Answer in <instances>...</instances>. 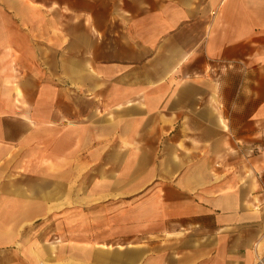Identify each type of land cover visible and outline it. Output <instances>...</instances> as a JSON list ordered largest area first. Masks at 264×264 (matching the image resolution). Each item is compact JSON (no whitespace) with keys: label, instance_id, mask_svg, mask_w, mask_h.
Listing matches in <instances>:
<instances>
[{"label":"crops","instance_id":"0c3cea01","mask_svg":"<svg viewBox=\"0 0 264 264\" xmlns=\"http://www.w3.org/2000/svg\"><path fill=\"white\" fill-rule=\"evenodd\" d=\"M264 260V0H0V264Z\"/></svg>","mask_w":264,"mask_h":264},{"label":"built area","instance_id":"2783aa9c","mask_svg":"<svg viewBox=\"0 0 264 264\" xmlns=\"http://www.w3.org/2000/svg\"><path fill=\"white\" fill-rule=\"evenodd\" d=\"M256 264H264V260L259 259Z\"/></svg>","mask_w":264,"mask_h":264}]
</instances>
